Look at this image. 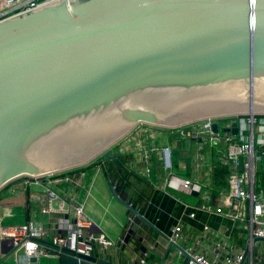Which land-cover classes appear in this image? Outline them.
<instances>
[{
    "label": "water",
    "instance_id": "95a60500",
    "mask_svg": "<svg viewBox=\"0 0 264 264\" xmlns=\"http://www.w3.org/2000/svg\"><path fill=\"white\" fill-rule=\"evenodd\" d=\"M254 113L264 0H54L0 20V189L89 164L137 123Z\"/></svg>",
    "mask_w": 264,
    "mask_h": 264
},
{
    "label": "crops",
    "instance_id": "0c3cea01",
    "mask_svg": "<svg viewBox=\"0 0 264 264\" xmlns=\"http://www.w3.org/2000/svg\"><path fill=\"white\" fill-rule=\"evenodd\" d=\"M132 137L113 146L97 160L68 170L65 175L71 180L67 183L55 182L52 178L43 186L28 188L16 178L0 189L1 222L9 216L23 221L7 225L33 222L47 239L63 232L62 225L68 216L60 207L63 200L69 203V198L74 197L76 202L83 204L85 214L94 222V229L103 232L112 242L105 250L94 245L90 256L96 258L95 261L64 252L41 256L32 262L19 251L17 258L9 256L0 264H136L142 258L145 264H186L190 252L217 259L222 264L231 254L230 249L244 253L243 264H264V239L254 241L245 224L213 211L222 203L218 192L225 187L228 174L226 166L213 160V149L207 144L201 145L210 162L207 179L200 178L203 193L209 197L204 199L202 193L165 190L161 184L164 172L156 157L151 162L150 179L129 167L134 142L143 141L158 148L168 146L171 154L176 150L178 163L177 172H174L188 178L195 161V141L182 138L176 130L166 127L158 128L154 138L138 132ZM258 165L264 174L261 162ZM77 181L81 182L80 186L76 185ZM108 181L125 202L132 203L136 214L112 196ZM258 182L263 187L264 177ZM45 186L55 193L53 201ZM258 189L259 186L256 191ZM49 204L53 209L46 212ZM202 204H207L209 209H203ZM15 209L22 211L13 215ZM178 223L181 230L176 240L177 248L171 245L168 237ZM7 250L8 244L4 243L1 251Z\"/></svg>",
    "mask_w": 264,
    "mask_h": 264
},
{
    "label": "built area",
    "instance_id": "2783aa9c",
    "mask_svg": "<svg viewBox=\"0 0 264 264\" xmlns=\"http://www.w3.org/2000/svg\"><path fill=\"white\" fill-rule=\"evenodd\" d=\"M51 1L54 0H11L7 4L5 2L0 6V20ZM219 120H222V128H220ZM213 123L217 124V131L212 129ZM234 125L237 128L236 133L232 132ZM158 128L161 127L148 123H137L113 146L130 140L135 132L154 138ZM170 129L176 130L180 137L197 143L194 152L195 161L191 166V175L188 178L173 171L172 154L168 146L158 148L153 143L147 145L143 141L134 142L129 167L150 179L152 176L151 162L156 157L164 172L161 184L165 190L202 193V197L207 199L209 197L203 193L204 188L200 179H207L210 173V162L201 147V145L207 144L214 150L213 160L226 166L228 170L226 185L218 192L222 203L216 206L213 211L232 221L245 224L251 238H264V186H260L256 180L258 163L261 162L264 155V113L204 118ZM140 163L143 165L141 166ZM66 172L69 171L43 176L25 175L19 178L26 187L36 188L43 186L46 180L50 183L52 178L55 179V182H69L71 177L65 175ZM80 184L81 182L77 181L76 185L80 186ZM258 186L259 189L256 191ZM45 188L50 201H53L56 198L55 193L47 186ZM127 204L133 208L132 203L127 202ZM201 207L209 209L207 204H202ZM52 209L53 206L49 204L46 212ZM60 209L68 216L62 225L63 232L48 239L43 236L42 230L33 222L2 225L0 220V241L7 243L8 249L14 248L10 256L17 258L19 251L22 257L27 260L32 257L38 258L64 252H69L77 257L78 254L90 256L94 245H97L100 250H105L112 244L103 232L94 229L93 220L85 214L83 204L76 202L74 197L69 198V203L63 200ZM128 218L130 220V216ZM180 230L181 224L178 223L171 229L169 241L176 243ZM230 250L231 254L224 258L222 264H243L244 253L234 249ZM136 264H145V260L142 258ZM186 264L220 263L217 259L211 260L204 255L190 252Z\"/></svg>",
    "mask_w": 264,
    "mask_h": 264
},
{
    "label": "rangeland",
    "instance_id": "374dc122",
    "mask_svg": "<svg viewBox=\"0 0 264 264\" xmlns=\"http://www.w3.org/2000/svg\"><path fill=\"white\" fill-rule=\"evenodd\" d=\"M9 1H11V0H0V6H2L5 2L7 4ZM218 122H219L220 128H222V120H219ZM111 147H109V148H111ZM109 148L105 149L102 153L98 154V156L95 157L94 159H92V161L97 160L100 156H102V154H104L107 150H109ZM171 156H172V161L174 163L173 171L177 172L176 164L178 163V155L176 153V150H173ZM262 177H264V174L261 173L260 166L258 165V171H257V175H256V180L258 181ZM21 211L19 209H15L13 215H16V212L19 213ZM11 218H13V217H10V216L9 217H5V220L3 221L2 225H7L9 223H13V222H16L17 223V222H22L23 221V219L20 220L19 218H17V219H11Z\"/></svg>",
    "mask_w": 264,
    "mask_h": 264
}]
</instances>
